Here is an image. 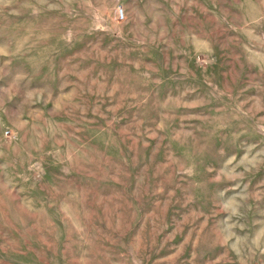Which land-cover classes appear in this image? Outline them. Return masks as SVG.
Masks as SVG:
<instances>
[{
    "label": "rangeland",
    "instance_id": "rangeland-1",
    "mask_svg": "<svg viewBox=\"0 0 264 264\" xmlns=\"http://www.w3.org/2000/svg\"><path fill=\"white\" fill-rule=\"evenodd\" d=\"M0 264H264V0H0Z\"/></svg>",
    "mask_w": 264,
    "mask_h": 264
},
{
    "label": "built area",
    "instance_id": "built-area-1",
    "mask_svg": "<svg viewBox=\"0 0 264 264\" xmlns=\"http://www.w3.org/2000/svg\"><path fill=\"white\" fill-rule=\"evenodd\" d=\"M116 9H117L116 12H117L118 16L120 18H123L124 17V9H123V7L120 4H118Z\"/></svg>",
    "mask_w": 264,
    "mask_h": 264
}]
</instances>
